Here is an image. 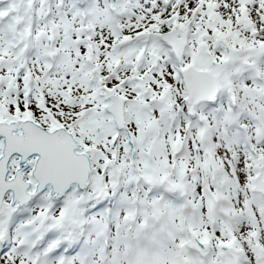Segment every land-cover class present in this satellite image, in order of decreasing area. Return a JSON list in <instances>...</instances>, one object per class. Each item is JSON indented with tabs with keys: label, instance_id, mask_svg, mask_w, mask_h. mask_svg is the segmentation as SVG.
Returning <instances> with one entry per match:
<instances>
[{
	"label": "snow or ice",
	"instance_id": "1",
	"mask_svg": "<svg viewBox=\"0 0 264 264\" xmlns=\"http://www.w3.org/2000/svg\"><path fill=\"white\" fill-rule=\"evenodd\" d=\"M0 264H264V0H0Z\"/></svg>",
	"mask_w": 264,
	"mask_h": 264
}]
</instances>
